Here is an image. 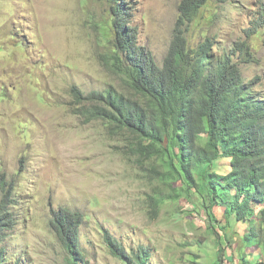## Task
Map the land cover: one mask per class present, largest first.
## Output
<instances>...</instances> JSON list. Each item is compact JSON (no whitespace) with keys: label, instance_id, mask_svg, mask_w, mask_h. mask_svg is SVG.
Wrapping results in <instances>:
<instances>
[{"label":"rangeland","instance_id":"374dc122","mask_svg":"<svg viewBox=\"0 0 264 264\" xmlns=\"http://www.w3.org/2000/svg\"><path fill=\"white\" fill-rule=\"evenodd\" d=\"M182 1H122L138 44L159 63L174 38ZM112 2L0 0V180L15 187L17 220L3 237L5 264H67L52 223L59 212L80 216L84 260L78 264H123L107 236L129 252L147 250L149 264H264L256 243L243 245L244 222L225 231L224 209H216L214 233L195 205L194 186L181 179L164 183L150 171L153 165L167 169L166 162L134 147L131 135L107 121L82 116L73 90L128 93L113 63L117 0ZM203 3L189 22L190 46L209 37L214 52L233 53L244 79H258L254 91L264 93V32L254 29L264 0ZM242 43L254 58L245 60ZM153 196L166 200L158 214L151 209Z\"/></svg>","mask_w":264,"mask_h":264},{"label":"trees","instance_id":"16d2710c","mask_svg":"<svg viewBox=\"0 0 264 264\" xmlns=\"http://www.w3.org/2000/svg\"><path fill=\"white\" fill-rule=\"evenodd\" d=\"M119 1L112 2L113 63L128 93L113 87L88 95L73 90L82 116L87 121H107L131 135L134 147L166 162L167 169L153 165L150 171L164 183L181 179L187 187L194 186L200 202L195 205L204 211L214 233L218 234L211 227L216 209H224L226 223L221 229L225 231L244 222L248 233L243 245L256 243L264 258V93L254 91L258 79L248 83L235 55L215 53L209 37L190 46L186 33L203 0L182 1L162 63L138 44L135 29L126 23L127 7ZM258 16L254 29L264 32L263 4ZM241 48L245 60L254 58L247 44ZM0 187V264H5L9 259L3 237L17 221L12 210L15 187L5 180H0ZM165 201L164 196L151 197L155 214ZM52 223L68 254L67 264L84 260L80 216L59 212ZM106 243L123 264H149L150 254L143 248L129 252L110 236Z\"/></svg>","mask_w":264,"mask_h":264}]
</instances>
